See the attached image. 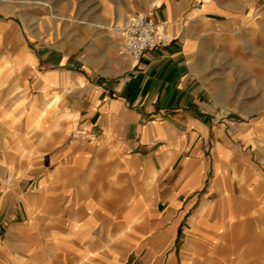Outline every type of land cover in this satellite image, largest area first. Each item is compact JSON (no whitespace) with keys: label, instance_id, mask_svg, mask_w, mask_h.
Returning a JSON list of instances; mask_svg holds the SVG:
<instances>
[{"label":"crops","instance_id":"1","mask_svg":"<svg viewBox=\"0 0 264 264\" xmlns=\"http://www.w3.org/2000/svg\"><path fill=\"white\" fill-rule=\"evenodd\" d=\"M94 1L113 53L32 49L0 17V264H264V115L213 97L264 0ZM135 14L170 44L127 57L111 28Z\"/></svg>","mask_w":264,"mask_h":264},{"label":"rangeland","instance_id":"2","mask_svg":"<svg viewBox=\"0 0 264 264\" xmlns=\"http://www.w3.org/2000/svg\"><path fill=\"white\" fill-rule=\"evenodd\" d=\"M0 9L7 10V15L0 17L14 20L20 25L24 39L32 49L50 46L62 52L73 53L75 57L86 53H91L94 57L101 55L103 50L114 52L109 41L113 33L107 29L102 32L100 28L90 27V24L97 25V17L94 14H100L99 6L94 0H0ZM113 29L115 28H111L112 31ZM86 30L88 35L84 38L81 33ZM34 42H37V45ZM223 73L229 77L214 80L213 96L218 107L216 113L221 119L234 123L262 117L264 36L261 48L248 53L243 63L225 68ZM205 82L210 91V79ZM189 203L186 202L187 205ZM188 228L189 224L185 218L174 246L177 255L187 238ZM145 257L140 254L134 259L144 260Z\"/></svg>","mask_w":264,"mask_h":264},{"label":"built area","instance_id":"3","mask_svg":"<svg viewBox=\"0 0 264 264\" xmlns=\"http://www.w3.org/2000/svg\"><path fill=\"white\" fill-rule=\"evenodd\" d=\"M125 55L133 60L139 59L146 51H158L170 44L165 36L148 16L133 15L122 30Z\"/></svg>","mask_w":264,"mask_h":264},{"label":"bare ground","instance_id":"4","mask_svg":"<svg viewBox=\"0 0 264 264\" xmlns=\"http://www.w3.org/2000/svg\"><path fill=\"white\" fill-rule=\"evenodd\" d=\"M142 15H144V14H142ZM113 31H115V32H117V33H119V34L122 33V30H121L120 27H117V28L113 29Z\"/></svg>","mask_w":264,"mask_h":264}]
</instances>
